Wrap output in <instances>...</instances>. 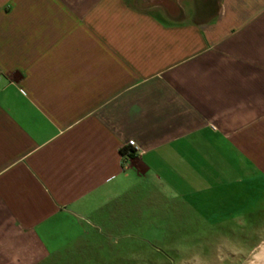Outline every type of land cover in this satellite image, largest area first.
<instances>
[{
  "label": "crops",
  "instance_id": "1",
  "mask_svg": "<svg viewBox=\"0 0 264 264\" xmlns=\"http://www.w3.org/2000/svg\"><path fill=\"white\" fill-rule=\"evenodd\" d=\"M139 214L205 262L264 242V0H0V264Z\"/></svg>",
  "mask_w": 264,
  "mask_h": 264
},
{
  "label": "rangeland",
  "instance_id": "2",
  "mask_svg": "<svg viewBox=\"0 0 264 264\" xmlns=\"http://www.w3.org/2000/svg\"><path fill=\"white\" fill-rule=\"evenodd\" d=\"M160 218L166 219L139 214L129 231L86 232L68 254L56 257L55 264H233L205 262L213 258L200 257L199 248H176V233L160 230L163 228L158 224ZM263 250L264 242L239 264H249Z\"/></svg>",
  "mask_w": 264,
  "mask_h": 264
},
{
  "label": "bare ground",
  "instance_id": "3",
  "mask_svg": "<svg viewBox=\"0 0 264 264\" xmlns=\"http://www.w3.org/2000/svg\"><path fill=\"white\" fill-rule=\"evenodd\" d=\"M249 264H264V250L256 256Z\"/></svg>",
  "mask_w": 264,
  "mask_h": 264
},
{
  "label": "built area",
  "instance_id": "4",
  "mask_svg": "<svg viewBox=\"0 0 264 264\" xmlns=\"http://www.w3.org/2000/svg\"><path fill=\"white\" fill-rule=\"evenodd\" d=\"M127 144H128L130 147H132L133 150H134L135 152H137L138 154H141V153H142L141 148L135 143L134 140H129Z\"/></svg>",
  "mask_w": 264,
  "mask_h": 264
}]
</instances>
